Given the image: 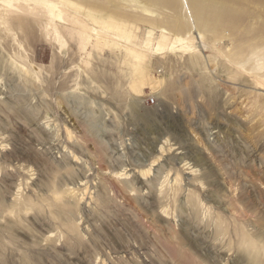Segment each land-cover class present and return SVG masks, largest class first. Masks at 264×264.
<instances>
[{
	"label": "rangeland",
	"instance_id": "rangeland-1",
	"mask_svg": "<svg viewBox=\"0 0 264 264\" xmlns=\"http://www.w3.org/2000/svg\"><path fill=\"white\" fill-rule=\"evenodd\" d=\"M0 264H264V0H0Z\"/></svg>",
	"mask_w": 264,
	"mask_h": 264
},
{
	"label": "built area",
	"instance_id": "built-area-1",
	"mask_svg": "<svg viewBox=\"0 0 264 264\" xmlns=\"http://www.w3.org/2000/svg\"><path fill=\"white\" fill-rule=\"evenodd\" d=\"M151 102L154 103L155 102V99L154 98H151Z\"/></svg>",
	"mask_w": 264,
	"mask_h": 264
}]
</instances>
